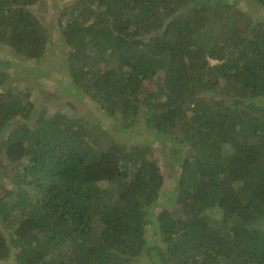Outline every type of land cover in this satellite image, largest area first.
Returning <instances> with one entry per match:
<instances>
[{
	"label": "trees",
	"instance_id": "1",
	"mask_svg": "<svg viewBox=\"0 0 264 264\" xmlns=\"http://www.w3.org/2000/svg\"><path fill=\"white\" fill-rule=\"evenodd\" d=\"M41 1L0 0V263L264 264V0L64 1L61 85L101 121L7 82L46 75L17 66Z\"/></svg>",
	"mask_w": 264,
	"mask_h": 264
},
{
	"label": "rangeland",
	"instance_id": "2",
	"mask_svg": "<svg viewBox=\"0 0 264 264\" xmlns=\"http://www.w3.org/2000/svg\"><path fill=\"white\" fill-rule=\"evenodd\" d=\"M64 1L70 0H42L40 3L34 5L33 12H35L39 16L41 22L47 27V30L49 31L51 37L50 40L54 43L53 45L49 46L46 56L43 59L36 62L32 60H24L22 62L20 60L17 64L19 70H21L22 66L28 67L30 69H33L35 67L42 68L44 70L43 73L46 75L44 77L30 79L28 77L29 74H25V77L21 80H18V76L13 75L7 79V82L13 83L14 87L22 89L29 88L28 90L31 94L30 99L35 103V111L39 110L40 108H45L49 110V112H53L59 109L60 111L65 112L70 116L82 114L88 116L91 120L101 121L103 113L94 101H92L88 96L82 97V95L78 92H68L63 89L61 85V78H64V72L62 70L63 67L59 66V58L60 56L63 57L65 46H63L61 42L58 41L59 31L57 30V25L55 26L54 23ZM242 6L247 9L245 2L242 3ZM2 56H4V58H11L10 54L0 55V57ZM212 62L214 63L213 60ZM3 68L10 74L13 72V70L9 67ZM146 86L148 88H154V83L152 82L151 84L149 82H146ZM55 94H60L61 96L59 98L52 97ZM65 99H70L73 104H75L76 107L79 108V110L76 112V110L64 105L63 100ZM104 126H106V124ZM138 139V136L134 137V135L131 134V137L128 139V141L135 142ZM152 143H154V141ZM166 145L168 144L166 143ZM153 153L156 155V158L165 178L162 199L168 198L173 191V185H175V180L173 179V176H175L176 179L179 168L177 164L174 167H171L172 171L170 173L172 174H170V167H167V165L164 166V157L162 156L160 149H158V147H155ZM3 181L5 182V180ZM7 183L6 185L8 186L9 183ZM160 204H163V202ZM4 263L1 262L0 264ZM7 264H12V262L9 261Z\"/></svg>",
	"mask_w": 264,
	"mask_h": 264
}]
</instances>
